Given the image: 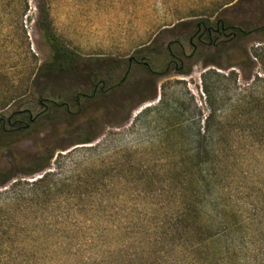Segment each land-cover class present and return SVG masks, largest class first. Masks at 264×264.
Instances as JSON below:
<instances>
[{
  "label": "rangeland",
  "instance_id": "1",
  "mask_svg": "<svg viewBox=\"0 0 264 264\" xmlns=\"http://www.w3.org/2000/svg\"><path fill=\"white\" fill-rule=\"evenodd\" d=\"M1 125L0 264H264V0H0Z\"/></svg>",
  "mask_w": 264,
  "mask_h": 264
},
{
  "label": "trees",
  "instance_id": "2",
  "mask_svg": "<svg viewBox=\"0 0 264 264\" xmlns=\"http://www.w3.org/2000/svg\"><path fill=\"white\" fill-rule=\"evenodd\" d=\"M39 26L43 35V38L48 45L50 51V59L40 65L38 68V72L35 75V79L39 77H47L52 74H62L68 72H76L81 68L82 57L79 53H77L74 49L69 47L65 41L54 31L50 16L47 9H42L40 13ZM224 26V25H223ZM230 28L232 29V35L241 36L244 32L239 28H234L233 26H227L223 28V30ZM234 28V30H233ZM12 122L11 125L18 124L16 129H26L29 127L30 123L27 122L24 125L22 124V119H14L12 117L9 118ZM30 122H33L29 117ZM2 121V120H1ZM4 125L0 127L3 128ZM94 137L85 138L84 142H91ZM41 166L38 170L43 169ZM36 170V171H38ZM3 183V182H2Z\"/></svg>",
  "mask_w": 264,
  "mask_h": 264
},
{
  "label": "flooded vegetation",
  "instance_id": "3",
  "mask_svg": "<svg viewBox=\"0 0 264 264\" xmlns=\"http://www.w3.org/2000/svg\"><path fill=\"white\" fill-rule=\"evenodd\" d=\"M223 28H224L223 25L218 26L216 28H213V27H208V26L204 25V23H199L198 29H197V41L198 42H205L207 38H210L214 33H219L220 31L223 30ZM191 44L194 46V49H195L196 44L194 43V41L192 39H191ZM131 61H133V58L130 59V62ZM181 61L183 63V60H181ZM139 63L149 65L148 62H146V61H139ZM30 117H31V115H30ZM34 119H35V117H34ZM7 121L9 122V124H12L10 119H8ZM3 122H5V120H3Z\"/></svg>",
  "mask_w": 264,
  "mask_h": 264
},
{
  "label": "water",
  "instance_id": "4",
  "mask_svg": "<svg viewBox=\"0 0 264 264\" xmlns=\"http://www.w3.org/2000/svg\"><path fill=\"white\" fill-rule=\"evenodd\" d=\"M30 119L33 121L34 120V117L31 115Z\"/></svg>",
  "mask_w": 264,
  "mask_h": 264
}]
</instances>
